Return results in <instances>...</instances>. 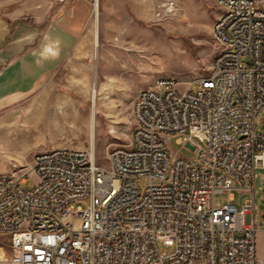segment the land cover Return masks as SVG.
Here are the masks:
<instances>
[{
    "label": "built area",
    "instance_id": "obj_1",
    "mask_svg": "<svg viewBox=\"0 0 264 264\" xmlns=\"http://www.w3.org/2000/svg\"><path fill=\"white\" fill-rule=\"evenodd\" d=\"M216 5L211 35L222 60L194 89L166 78L138 90L130 142L108 150V165L92 150L51 148L0 176V264H264L254 189L264 169V130L255 128L264 5ZM169 138L192 156H171ZM31 172L35 185L22 188ZM230 190L237 199L214 204Z\"/></svg>",
    "mask_w": 264,
    "mask_h": 264
},
{
    "label": "rangeland",
    "instance_id": "obj_2",
    "mask_svg": "<svg viewBox=\"0 0 264 264\" xmlns=\"http://www.w3.org/2000/svg\"><path fill=\"white\" fill-rule=\"evenodd\" d=\"M257 1L264 5V0ZM100 2L95 0L97 15ZM217 12L216 0H103V36H97L96 30L92 40L94 65L96 49L103 45L102 80L96 82L93 75L76 78L74 83L60 74L25 99L5 102L0 109V175L28 166L34 153L52 147L92 150L98 163L108 165V150L130 142L138 90L151 87L158 78H173L181 89L192 83L194 89L197 79L211 73L219 50L211 35ZM255 128L264 130V110ZM166 146L171 156H192L175 138L167 139ZM255 173V215L263 230L256 233V247L264 254V169L257 168ZM35 181L31 172L21 187L31 189ZM145 184L143 179L137 181L138 186ZM231 193L238 198L236 190L224 191L214 196V204L226 203ZM159 249L171 251L161 245Z\"/></svg>",
    "mask_w": 264,
    "mask_h": 264
},
{
    "label": "crops",
    "instance_id": "obj_3",
    "mask_svg": "<svg viewBox=\"0 0 264 264\" xmlns=\"http://www.w3.org/2000/svg\"><path fill=\"white\" fill-rule=\"evenodd\" d=\"M100 6L95 19L93 0H72L67 5L55 0H0V109L7 101L25 99L60 74L74 83L93 75L96 82L102 80L103 45L96 49L95 65L92 60L95 31L103 36V0Z\"/></svg>",
    "mask_w": 264,
    "mask_h": 264
},
{
    "label": "bare ground",
    "instance_id": "obj_4",
    "mask_svg": "<svg viewBox=\"0 0 264 264\" xmlns=\"http://www.w3.org/2000/svg\"><path fill=\"white\" fill-rule=\"evenodd\" d=\"M95 14L97 15V3H95ZM96 43H97V38H95V44ZM221 60H222V52H218L213 61H221ZM156 80H166V78H158ZM91 91H92V105L94 107L95 101L97 99V89L95 88V86L92 88ZM92 121H93V117H92ZM57 124L58 123H56V125ZM91 126H92V122H91ZM59 152H68V148L61 147L59 148ZM32 159H35V154L33 155Z\"/></svg>",
    "mask_w": 264,
    "mask_h": 264
},
{
    "label": "water",
    "instance_id": "obj_5",
    "mask_svg": "<svg viewBox=\"0 0 264 264\" xmlns=\"http://www.w3.org/2000/svg\"><path fill=\"white\" fill-rule=\"evenodd\" d=\"M261 218L264 220V214H261Z\"/></svg>",
    "mask_w": 264,
    "mask_h": 264
}]
</instances>
